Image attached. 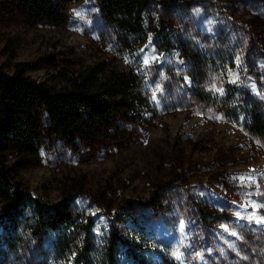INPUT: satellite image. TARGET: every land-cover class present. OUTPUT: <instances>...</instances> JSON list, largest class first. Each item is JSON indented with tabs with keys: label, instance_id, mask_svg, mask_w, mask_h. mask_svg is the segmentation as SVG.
Masks as SVG:
<instances>
[{
	"label": "rangeland",
	"instance_id": "374dc122",
	"mask_svg": "<svg viewBox=\"0 0 264 264\" xmlns=\"http://www.w3.org/2000/svg\"><path fill=\"white\" fill-rule=\"evenodd\" d=\"M147 1L163 33L138 50L156 126L73 147L44 123L39 165L20 177L46 203L84 181L73 206L93 219L99 248L117 229L140 235L153 264H264V130L248 116L264 121V0ZM103 59L128 63L97 1L69 6L59 27L0 0L1 63L37 66L30 76L42 81ZM40 250L34 240L27 258Z\"/></svg>",
	"mask_w": 264,
	"mask_h": 264
},
{
	"label": "trees",
	"instance_id": "16d2710c",
	"mask_svg": "<svg viewBox=\"0 0 264 264\" xmlns=\"http://www.w3.org/2000/svg\"><path fill=\"white\" fill-rule=\"evenodd\" d=\"M16 1L29 22L60 27L69 6L84 0ZM95 1L128 58L126 65L103 59L38 81L30 76L37 66L0 62V264H120L123 253L132 264H153L155 251L140 235L123 236L115 229L105 245L96 246L93 219L73 206L84 194V181L63 185L58 201L46 203L20 177L39 165L44 123L73 147L83 140H122L129 127L156 126L157 108L138 52L150 36L155 40L163 34L154 25L148 1ZM184 52L186 62L197 63L190 50ZM250 112L252 132L262 135L264 121L257 111ZM34 240L41 250L30 260Z\"/></svg>",
	"mask_w": 264,
	"mask_h": 264
},
{
	"label": "snow or ice",
	"instance_id": "6c2138e0",
	"mask_svg": "<svg viewBox=\"0 0 264 264\" xmlns=\"http://www.w3.org/2000/svg\"><path fill=\"white\" fill-rule=\"evenodd\" d=\"M145 63H147V61H145Z\"/></svg>",
	"mask_w": 264,
	"mask_h": 264
}]
</instances>
